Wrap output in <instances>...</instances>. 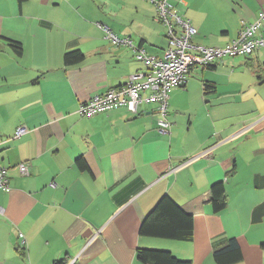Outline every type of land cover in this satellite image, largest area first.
I'll list each match as a JSON object with an SVG mask.
<instances>
[{
    "label": "crops",
    "instance_id": "obj_1",
    "mask_svg": "<svg viewBox=\"0 0 264 264\" xmlns=\"http://www.w3.org/2000/svg\"><path fill=\"white\" fill-rule=\"evenodd\" d=\"M179 9L197 29L195 44L225 46L264 0H184ZM156 16L151 0H0V165L9 178L0 264H147L138 248L217 264L214 247L231 237L243 250L233 264H264V156H249L264 151V47L193 66L170 91L168 134L158 132L155 104L79 113L94 94L147 70L99 24L160 57L166 28ZM75 50L84 59L67 64ZM218 181L227 206L215 212ZM165 194L193 214L192 240L140 234Z\"/></svg>",
    "mask_w": 264,
    "mask_h": 264
},
{
    "label": "built area",
    "instance_id": "obj_2",
    "mask_svg": "<svg viewBox=\"0 0 264 264\" xmlns=\"http://www.w3.org/2000/svg\"><path fill=\"white\" fill-rule=\"evenodd\" d=\"M151 1L157 9V20L166 28L167 47L162 56L148 55L145 48L135 45L130 36L120 37L108 25L99 24L113 44L131 47L136 59L145 63L147 70L132 74L121 86L94 94L80 105V115L94 116L121 107L138 114L144 105L155 104L158 132L168 134L172 127L168 118L170 91L185 83L193 66L207 67L226 56L252 55L264 47V10L253 22H244L238 36L227 45L204 46L194 43L197 29L180 12L179 5L184 0ZM26 132V128H18L14 138ZM18 167L28 173L27 163L22 162ZM6 171V167L0 165V188L3 190L9 188Z\"/></svg>",
    "mask_w": 264,
    "mask_h": 264
},
{
    "label": "trees",
    "instance_id": "obj_3",
    "mask_svg": "<svg viewBox=\"0 0 264 264\" xmlns=\"http://www.w3.org/2000/svg\"><path fill=\"white\" fill-rule=\"evenodd\" d=\"M19 1L23 2L25 0ZM16 48L20 49L19 45H16ZM83 59L84 54L81 50L67 52L65 55V61L67 64L79 63ZM254 68L256 69V67ZM260 78H263V76L261 75ZM205 85L207 88L209 87V84L206 83ZM79 164L81 166L84 165L81 160L79 161ZM211 190V201L214 211L219 212L227 206L225 183L223 181L215 182L212 184ZM257 219L258 218H256V220ZM193 231V214L183 209L168 194L163 195L158 200L154 208L146 215L140 226L141 235L186 241L193 239ZM212 257L217 264H233L240 261L243 258V250L238 238L231 237L225 243L215 246L212 252ZM137 258L147 264H192L191 260L181 259L174 255L170 250L158 248H138ZM56 264H65V262L61 260Z\"/></svg>",
    "mask_w": 264,
    "mask_h": 264
},
{
    "label": "rangeland",
    "instance_id": "obj_4",
    "mask_svg": "<svg viewBox=\"0 0 264 264\" xmlns=\"http://www.w3.org/2000/svg\"><path fill=\"white\" fill-rule=\"evenodd\" d=\"M215 93H211V94H209L208 96H210V98L214 95ZM170 99V98H169ZM249 105H250V102H245V101H243L242 103H241V107H242V113L249 107ZM246 107V108H245ZM249 156H253V157H255V156H257L258 158H261V157H263L264 156V151L261 149V148H257V149H253L252 148V152L250 153V155ZM261 175H264V174H261Z\"/></svg>",
    "mask_w": 264,
    "mask_h": 264
}]
</instances>
